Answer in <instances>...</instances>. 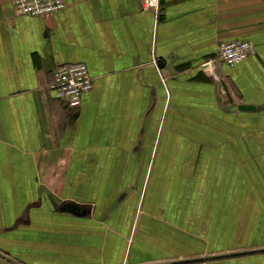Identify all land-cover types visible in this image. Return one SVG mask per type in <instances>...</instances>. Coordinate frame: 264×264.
<instances>
[{
	"label": "crops",
	"instance_id": "1",
	"mask_svg": "<svg viewBox=\"0 0 264 264\" xmlns=\"http://www.w3.org/2000/svg\"><path fill=\"white\" fill-rule=\"evenodd\" d=\"M66 1L0 0V264H264V0ZM229 39L256 53L204 68Z\"/></svg>",
	"mask_w": 264,
	"mask_h": 264
},
{
	"label": "built area",
	"instance_id": "2",
	"mask_svg": "<svg viewBox=\"0 0 264 264\" xmlns=\"http://www.w3.org/2000/svg\"><path fill=\"white\" fill-rule=\"evenodd\" d=\"M15 15L45 17L53 15L67 7L66 0H8ZM143 10H152L159 14L160 0H141ZM256 53V46L251 40H222L215 56L202 65L214 71L218 64L233 66ZM94 80L87 64L82 62L59 65L53 72L48 88L55 97L71 108L81 105L85 93L93 88Z\"/></svg>",
	"mask_w": 264,
	"mask_h": 264
},
{
	"label": "water",
	"instance_id": "3",
	"mask_svg": "<svg viewBox=\"0 0 264 264\" xmlns=\"http://www.w3.org/2000/svg\"><path fill=\"white\" fill-rule=\"evenodd\" d=\"M241 107H242V108H245V109H246V108H249L248 106H244V105H242ZM250 107H251V106H250Z\"/></svg>",
	"mask_w": 264,
	"mask_h": 264
}]
</instances>
